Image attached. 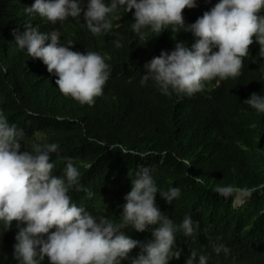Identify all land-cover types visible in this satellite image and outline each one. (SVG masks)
I'll use <instances>...</instances> for the list:
<instances>
[{
	"label": "trees",
	"instance_id": "trees-1",
	"mask_svg": "<svg viewBox=\"0 0 264 264\" xmlns=\"http://www.w3.org/2000/svg\"><path fill=\"white\" fill-rule=\"evenodd\" d=\"M29 1L0 0V111L23 130L28 151L37 144L57 143L58 165L70 158L77 166L83 189L78 207L119 222L132 181L146 169L158 189H180L171 204L157 194L162 215L177 226L186 216L193 221L192 236L175 233L174 250L181 255L169 264H187L193 251L194 264L200 255L207 257V264H264V113L244 103L253 93L264 97V56L249 51L238 77L206 81L192 96L165 95L154 80L141 84L145 64L162 52L171 53L178 42L191 49V32H173L171 26L159 34L142 29L146 35L141 40L132 28L135 10L120 9L112 29L97 36L83 15L53 24L38 13H27L33 5ZM217 3L196 0L195 8L183 12L185 25ZM27 24L49 36L58 30L61 44L72 42L70 50L76 46L102 53L110 74L93 105L64 96L55 83L58 77L17 45L16 36ZM229 185L251 195H243L245 201L236 206V194L225 198L215 191ZM17 234L15 226L7 237L0 236V264H18ZM124 234L142 244L154 239L152 226L144 232L129 227ZM216 245L230 252L217 254ZM141 252L136 247L121 264H132ZM40 264L51 262L45 257Z\"/></svg>",
	"mask_w": 264,
	"mask_h": 264
},
{
	"label": "clouds",
	"instance_id": "clouds-1",
	"mask_svg": "<svg viewBox=\"0 0 264 264\" xmlns=\"http://www.w3.org/2000/svg\"><path fill=\"white\" fill-rule=\"evenodd\" d=\"M81 2L30 0L29 6L33 5L25 11L38 13L53 24L83 15L86 27L98 36L112 29L113 20L119 19L114 15L118 10L128 13L134 9L132 28L141 40L146 35L142 29L159 34L169 26L173 32L182 28L194 35L191 49L178 42L171 53L162 52L145 64L147 74L141 84L154 80L165 95L192 96L206 81L238 77L249 51L264 56V0H219L191 25H185L183 12L195 8L196 0H86L85 7ZM49 38L51 42L46 43ZM16 43L58 77L55 83L64 96L91 106L103 95L110 66L101 52L76 46L70 50L72 42L61 44L58 30L49 36L32 24L16 36ZM244 103L264 113L262 96L253 93ZM23 136V130L10 124L0 111V222L5 231L17 223L14 257L18 264H40L45 257L51 264H121L138 246L142 252L132 264H169L173 257L180 258L181 252L174 250L175 233L179 230L192 236L193 221L186 216L177 226L156 204L157 194L171 204L179 197V188L158 189L148 170H142L125 197L120 221L96 217L78 207L81 175L70 158L66 165H58L59 145L37 144L31 152H21ZM215 191L225 198L251 195L250 190L231 185L217 186ZM149 226L154 239L146 244L124 234L129 227L144 232ZM214 251L228 254L230 249L216 245ZM196 258L197 253L191 252L187 264H194ZM198 264H207V257L200 255Z\"/></svg>",
	"mask_w": 264,
	"mask_h": 264
},
{
	"label": "bare ground",
	"instance_id": "bare-ground-1",
	"mask_svg": "<svg viewBox=\"0 0 264 264\" xmlns=\"http://www.w3.org/2000/svg\"><path fill=\"white\" fill-rule=\"evenodd\" d=\"M105 88H106V87H105ZM107 93H108V92H107ZM107 93H106V96H107ZM108 96H109V93H108ZM5 116H6V114H5ZM6 117H7V116H6ZM7 119H8V121H9L10 124H17L16 121H13V120L9 119L8 117H7ZM19 143H20V145H21V152H23V151H28L27 145H26V143H25L23 137L19 140ZM236 197H237V196H236ZM14 222H15V221H14ZM15 226H17V223H16V222H15V224H12V227H11V229H10L9 231H5V230H4L3 223L0 222V236H1V237H7L8 234L10 233V231H11V230L13 229V227H15ZM52 231H55V229H53Z\"/></svg>",
	"mask_w": 264,
	"mask_h": 264
},
{
	"label": "rangeland",
	"instance_id": "rangeland-1",
	"mask_svg": "<svg viewBox=\"0 0 264 264\" xmlns=\"http://www.w3.org/2000/svg\"><path fill=\"white\" fill-rule=\"evenodd\" d=\"M245 201V197L243 195H240L239 197L235 198V204L236 206L242 204Z\"/></svg>",
	"mask_w": 264,
	"mask_h": 264
}]
</instances>
